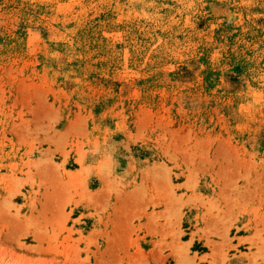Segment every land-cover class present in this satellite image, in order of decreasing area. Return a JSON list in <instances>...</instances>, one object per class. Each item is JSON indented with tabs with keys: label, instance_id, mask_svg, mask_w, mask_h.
Here are the masks:
<instances>
[{
	"label": "rangeland",
	"instance_id": "rangeland-1",
	"mask_svg": "<svg viewBox=\"0 0 264 264\" xmlns=\"http://www.w3.org/2000/svg\"><path fill=\"white\" fill-rule=\"evenodd\" d=\"M0 264H264V0H0Z\"/></svg>",
	"mask_w": 264,
	"mask_h": 264
}]
</instances>
